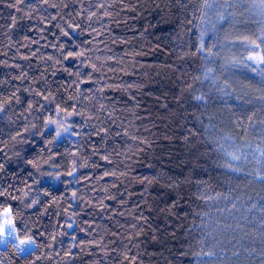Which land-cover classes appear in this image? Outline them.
<instances>
[{
    "label": "trees",
    "instance_id": "obj_1",
    "mask_svg": "<svg viewBox=\"0 0 264 264\" xmlns=\"http://www.w3.org/2000/svg\"><path fill=\"white\" fill-rule=\"evenodd\" d=\"M92 3L0 0V103L21 89L20 103L0 111V187L11 193L0 205H11L19 239L35 240L23 254L12 242L0 247V264H264V158L232 157L235 147L264 149V89L255 77L231 85L236 74L225 67L231 58L218 37L247 33L257 2L107 0L110 15L88 22L81 8L96 11ZM230 12L242 18L225 28ZM81 21L82 33L62 37L66 23ZM61 45L65 55L84 50L86 62L101 68L89 73L96 83L86 76L73 83L64 69L75 71L79 60L61 59ZM29 88L87 115L70 118L49 145L56 125L42 130V120L56 104L42 112ZM78 92L82 100L68 101ZM30 121L37 127L29 130ZM102 125L109 130L103 142ZM30 160L44 171L51 170L45 160L61 173L76 167L63 183L53 172L34 186L50 192L55 206L42 196L32 207L11 198L33 184L29 174L41 179ZM81 160L90 167L80 168ZM65 209L75 213L72 228Z\"/></svg>",
    "mask_w": 264,
    "mask_h": 264
},
{
    "label": "snow or ice",
    "instance_id": "obj_2",
    "mask_svg": "<svg viewBox=\"0 0 264 264\" xmlns=\"http://www.w3.org/2000/svg\"><path fill=\"white\" fill-rule=\"evenodd\" d=\"M42 3L44 4H48V0H41ZM84 2H87V0H79L80 4H83ZM92 6L95 7L96 11H91V10H85L83 8H81V14L85 11H88V15L86 17H84V20L91 22L93 20V18H96L97 20H102L103 17L105 16H109L110 13L105 11V9L108 8V3L107 0H99V2H95V0H93ZM97 12L102 13L101 16H97ZM83 23V21L81 22H74V23H66V28L67 31H62L61 35L63 38H68L70 36L71 33L73 32H77V33H82L84 31V29L80 26V24ZM27 39V38H25ZM29 43H31L29 41ZM83 42H81L82 44ZM76 47H80L79 44L76 45ZM60 50H61V59L63 60H67V59H77L79 60V64L76 67V70L73 71L71 69H67L65 68L64 71L68 72L71 76H73L74 78H77L73 81V83H79L80 81V77L81 76H86L88 81H91L93 83H96L97 81H92V76L89 75V73L92 74H96L101 72V68L97 66L96 63H92V62H86L87 61V54L84 50H80V51H67L66 55L64 54V47L61 45L60 46ZM26 59V58H25ZM47 59L51 60L52 57H48ZM109 59H111V57H109ZM16 67H19V65H17ZM25 77L24 76H19L16 77V79H21L23 80ZM87 82V81H86ZM4 83L3 81H0V84ZM21 89L17 88L11 96V99L8 100L6 103H3V107L0 108V111L4 110V105L5 104H11L13 102L15 103H20L19 97L16 95V92H19ZM24 91H31L33 93L34 97H39L43 100L44 103H38V107L43 111H46L48 106L51 104H56V107L54 109V112L50 113L49 115H47V121L46 119H43L42 122L43 124H45L46 122H48V126L49 124H51L49 121H51V118L53 116H55L57 118V120H59L58 118L61 116V114H63L67 119L73 118V117H85L86 114L84 111L80 110L79 108H72L71 111L68 110V108L65 107H61L59 103H57L55 101V97H52L50 94L49 95H45L44 92H37L34 89H24ZM47 91V84L45 83V92ZM85 94L83 93V95H79L77 97H73V96H69L67 99L68 101H77L79 102L80 100H82L84 98ZM51 98V99H50ZM104 105H100V110L103 111L104 110ZM28 110L31 111L33 110V104L29 103L28 104ZM111 116V113H109V117ZM92 117L88 118V125L87 126H91V121ZM109 123H112V120L109 119L108 121ZM81 123H84L83 121ZM25 131H28V129H25ZM93 132H96L95 127H93ZM108 133L109 130L104 127L103 125L101 126V131L99 133H97L100 136V141L103 142L108 138ZM47 133H41V135H46ZM78 134V133H77ZM123 134L125 136L128 135V133H121V132H117L116 135H120ZM56 140H48L47 143L49 145L53 144ZM91 142V134H89V143ZM49 155H51V153H49ZM71 155V154H69ZM103 160H108L109 157L108 156H103L100 157ZM30 166L33 167L34 172H35V176H39L41 177V179H35V177L32 174H29L28 179L33 181V184L31 185H26L25 188H20L17 189V191L22 192V197H11L13 200H21L22 202L24 200L27 201V206L28 207H32V206H37L41 204V196L43 198H50L53 199V204L55 206L56 200L55 198L51 197V193L48 192L47 190H44L43 193H41V189L40 187H35L36 185L39 186H43V180L45 178H50L52 173H59L60 175V179H61V183L64 182L65 177H71L74 175V173L76 172V167H75V171H69L67 173H61L60 171V167H58L54 162L49 161V160H45L44 164H46L51 170L50 171H44L41 166L35 161V160H30L27 162ZM79 167L80 168H84V167H90V165H88L85 161L81 160L79 162ZM4 171V166L3 164H0V173H2ZM106 175L108 173H105ZM114 175V173H113ZM77 184L80 182L79 181V177L77 176V179L75 181ZM69 183H71V181H69ZM11 193L5 191L4 187H0V199L4 198V197H10ZM71 199L73 201L79 200L80 198L78 197V194L76 191H73L71 193ZM80 202L82 203L83 201L80 200ZM0 207H2V211H0V219H8V223H6L5 225V229H4V233H5V239H7V237L11 234V235H15L17 233V228H16V220L14 218L13 215V209L11 207L10 204L8 205H0ZM63 215H71L72 220L71 222H66L65 227L66 228H72L75 225V213H69V211L67 209L63 210ZM57 228H59V225H56ZM78 227V225H77ZM28 230V226L25 227V231ZM43 235V234H41ZM61 235H67V232H62ZM74 243H73V247H75L78 244V241H76V238L73 237L72 238ZM26 240L28 242V244H32L35 240L32 236H26ZM17 252H20L21 249H16ZM22 251H25V248L22 249Z\"/></svg>",
    "mask_w": 264,
    "mask_h": 264
},
{
    "label": "rangeland",
    "instance_id": "obj_3",
    "mask_svg": "<svg viewBox=\"0 0 264 264\" xmlns=\"http://www.w3.org/2000/svg\"><path fill=\"white\" fill-rule=\"evenodd\" d=\"M254 1L257 2L256 6L258 7V11L256 13L255 11H253L254 23L253 25H250L246 28L247 33L244 34V32L238 30L239 32H236V34L239 35H233L237 37H230L228 39L226 33L221 34L218 37H220V39L221 36L223 37V40H220L219 45L225 46L224 51L226 50L227 56L231 58L225 64V67L233 75L236 74L234 80H231L233 82L231 85L235 87H238L239 85L245 86V84L252 79L250 77H255L256 82L259 83V85H257V88L264 89V0ZM239 14L240 13L230 12L228 13L229 19L223 17L221 22L225 26V28L226 26L230 27L232 23H237V20H240L242 18V16ZM234 15L235 17H231ZM216 22H218V20H216ZM249 32H253L258 37H261L262 40L259 42L251 34H248ZM239 46L243 47L245 51L244 53L237 50ZM227 83H229L228 80ZM262 96H264V94ZM248 148L249 146L245 145L233 148L232 157L243 160V156L245 154H248V156L251 155L255 160H262V158H264V149L260 145H258L254 151H252L251 149L248 150ZM248 151L251 152L248 153ZM8 222L9 221L7 218L0 219V247H5L9 242H12L19 249H21L20 252L22 254L33 249L34 242L32 244H28L27 240H20L17 233L15 235L10 234L7 239H5L4 229L6 223ZM24 248L25 251H22V249Z\"/></svg>",
    "mask_w": 264,
    "mask_h": 264
},
{
    "label": "clouds",
    "instance_id": "obj_4",
    "mask_svg": "<svg viewBox=\"0 0 264 264\" xmlns=\"http://www.w3.org/2000/svg\"><path fill=\"white\" fill-rule=\"evenodd\" d=\"M79 95H83V93L82 92H78L73 97L75 98V97H77ZM89 99L95 100V97H90ZM5 103H6V101H5ZM96 103L99 104L100 102L96 101ZM81 104L83 105V101H81ZM84 106L87 107L86 105H84ZM2 107H3V103H0V108H2ZM99 111H100V109L96 110L97 116L99 114ZM85 114L87 115V112H85ZM60 117H62V118L57 120V118L55 116H53L51 118V121H49L50 123L55 124L56 125V129H57L56 133L52 137L53 140H56L62 132L67 131L68 128L71 127V125L69 124V119H67L63 114H61ZM45 119L47 121V117ZM36 127H37L36 123H33L31 121L29 122V125H28L29 130H32V129L36 128ZM47 127H48V122L43 124L42 130L46 129ZM85 162L87 163V161H85ZM71 171H75V167H72ZM53 175L58 178L60 174L59 173H54ZM209 198H215V197L214 196L213 197H206V199H209Z\"/></svg>",
    "mask_w": 264,
    "mask_h": 264
}]
</instances>
